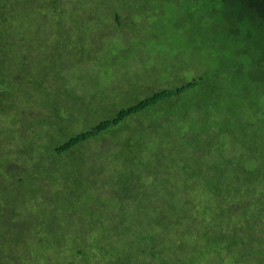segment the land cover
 I'll list each match as a JSON object with an SVG mask.
<instances>
[{"label":"trees","instance_id":"trees-1","mask_svg":"<svg viewBox=\"0 0 264 264\" xmlns=\"http://www.w3.org/2000/svg\"><path fill=\"white\" fill-rule=\"evenodd\" d=\"M108 1H90L104 11V35H135L156 14L151 0ZM46 3L62 41L51 48L62 54L63 34H81L85 17L65 22L61 2ZM182 7L205 31L192 78L181 80L187 68L177 64L149 86L139 79L115 92L95 74L66 81L59 61L41 75L46 44L21 58L28 46L10 41L0 17V96L11 89L0 122L14 112L18 124L0 129V264H264V0ZM9 45L18 55L7 56ZM166 125L171 133L155 129L148 149L149 127Z\"/></svg>","mask_w":264,"mask_h":264},{"label":"rangeland","instance_id":"rangeland-1","mask_svg":"<svg viewBox=\"0 0 264 264\" xmlns=\"http://www.w3.org/2000/svg\"><path fill=\"white\" fill-rule=\"evenodd\" d=\"M42 1H45V3H42ZM54 1L57 0H52V3ZM58 1L61 2L59 4L62 5V8L58 12L64 16L65 22H70L75 18L85 17L81 22L82 26H84L82 27L83 32L81 34L70 32L69 38H66V34H63L64 43L67 47L62 54L55 52L51 48L53 42L60 45L62 44V41L60 37H58L59 32L57 34L55 33L56 30L54 29V24L49 22L53 13H47L49 11H46V7L49 6L50 9V5L46 3V0H0V17L7 20L5 31L10 34V41L13 40L18 45L22 44L21 46L23 48H27L26 45L28 46L26 51L21 53V58L22 55L33 51L34 49L31 47L35 44L36 46L40 44L41 47L42 41L46 44V49L41 48L40 51H38L39 53L36 54L44 65V68L39 69L41 75L47 73V68L45 67H48L51 64L50 62L59 61L61 63L60 66H65L67 64L64 71L60 72L64 75L66 81L68 79L71 81L77 79L85 80V78H89L88 75L95 74L98 76V79L102 81V89H104L105 86V91L115 92L118 88L126 89L127 86L134 84L133 82L139 79L143 82V86H149L153 80L155 81L162 76H167V74L172 71L173 67L177 68V64H184L187 68L186 72H183L184 76L181 80L191 79L195 73V69L190 68L191 63L193 62V59L191 58L195 57V59H197V54H192L198 51L200 44L205 41V31L200 30L198 24H193L195 20L194 14H190L189 9L182 7V5L192 2L199 5L200 0H151L149 9L153 10L156 14L151 13L149 15L150 22L148 25V21L144 20V27L141 31L135 33V35H133V31L131 35L129 34L127 36L122 33H117L116 35H104L102 25L104 11L99 7L94 6L92 2H90L91 0ZM127 1H130L136 6L139 3V1L136 2V0ZM120 3L116 4L115 0H109L106 4H109L114 8L121 4H128ZM100 7H104V4L100 3ZM118 11L122 13V11ZM90 12L98 14L101 19L98 22V25L94 22H87L86 16ZM107 13L105 14L106 18L109 15H112V13ZM114 13L115 11L113 14ZM57 14L58 13L54 14L55 18H57ZM55 18L53 17L52 19L55 20ZM122 18H124V20L126 19L124 16ZM18 19L20 20V28H16L13 33L7 29V26L8 24L13 23L18 27V24L15 23ZM136 19L138 20L137 17ZM35 24L36 30L34 28ZM137 25L139 26L141 23H138ZM128 27H130L129 23ZM19 29L21 30L19 31ZM93 31H100V38L102 39L99 40L97 35L92 34ZM20 33L24 36L20 37L17 35ZM73 45H78L77 49L84 48L82 51L84 54H74L71 51ZM223 49L224 48L221 45L214 47V53H212V56L213 58H216L213 60V64L219 62L217 56ZM14 51L15 50L11 45H9L6 49L7 56L9 57ZM87 51L90 53L88 54L89 56L87 55ZM14 53L15 55H18V51H15ZM77 59H81L82 61L80 63L77 62L74 65L73 61H76ZM98 67L102 70L94 73L93 70H97ZM117 67L119 69H116ZM148 69H150V72L148 76H146L143 73ZM235 80H238V78ZM10 90L11 89L8 85L3 86L2 88L0 100L4 104L8 103L5 97ZM93 91L94 89H91V92ZM84 107H87V105L84 104ZM160 110L163 109L160 108L159 113L156 111L155 113L153 112L151 117L157 119L158 117L161 118L160 116L162 112ZM1 116L2 121L0 122V129H3V126L8 123L10 128H15L17 131L18 124L17 121H15L16 118L14 112L7 114L3 111ZM12 122L15 123L13 124ZM256 123V133L260 134V117L257 118ZM263 128L264 126L261 130ZM155 129L157 131L171 133L170 125L157 127L150 126L149 131L146 133L149 136L147 147L150 150H154L158 146L157 143L159 140L158 138L156 139L154 134ZM139 133L142 132H135V134ZM138 138V136H135V139ZM115 168L119 171L122 169L120 166H116ZM115 168H108L109 171L105 172L106 177L112 181H115V177L117 176Z\"/></svg>","mask_w":264,"mask_h":264}]
</instances>
